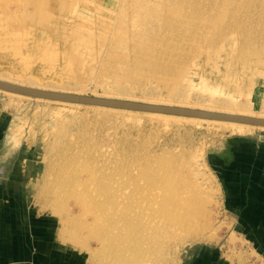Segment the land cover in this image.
Returning <instances> with one entry per match:
<instances>
[{
  "label": "rangeland",
  "instance_id": "374dc122",
  "mask_svg": "<svg viewBox=\"0 0 264 264\" xmlns=\"http://www.w3.org/2000/svg\"><path fill=\"white\" fill-rule=\"evenodd\" d=\"M0 75L264 114V0H0ZM222 128L0 90V178L74 264H108L98 237L114 227L98 225V202H109L108 214L120 191L130 202H165L161 180L177 169L182 207L196 196L194 226L204 229L181 239L167 264H197L198 254L206 264L212 249L230 264H261L227 166L236 144L264 146V129ZM64 220L88 248L61 239Z\"/></svg>",
  "mask_w": 264,
  "mask_h": 264
},
{
  "label": "bare ground",
  "instance_id": "6f19581e",
  "mask_svg": "<svg viewBox=\"0 0 264 264\" xmlns=\"http://www.w3.org/2000/svg\"><path fill=\"white\" fill-rule=\"evenodd\" d=\"M0 80L43 90L88 95L83 89H76L75 92H69V90L67 89H62L54 86H41L31 81L27 82L13 80L4 75H0ZM0 90L16 94L17 96L23 98L45 99L48 101H56L75 105L80 104L93 106L95 108H105L106 110H116L119 113L132 117L145 115L150 119L157 118L165 122L166 124H170L173 122H188L200 125L204 122H212L222 126L223 130L225 129L226 131H230L234 134H249L253 132L255 128L264 129V125L250 124L239 122L236 120L206 118L200 116H185L171 113L88 105L69 101H59L48 98L35 97L17 92H11L2 88H0ZM92 96L132 100L151 104L196 108L212 112H221L264 119V114H260L258 112L250 110L237 111L223 107L201 106L195 104H178L169 101L167 102L151 100L143 97L127 98L122 95L113 93L96 94ZM175 171H177V169L172 173H167L163 177L164 181L161 180L160 183L164 184L166 186L165 190H169L168 194L170 193L169 195H167L168 197L166 198L165 202H147L144 200L141 202H130V196L123 191H120L117 194L118 202H114L115 207L113 208V212L109 214L107 212V205L109 202H98L97 206L99 208V211L95 214L98 225L101 228H103L105 225L108 226V224H111L114 227V229L108 234L107 238L103 236L98 237V241L100 243L99 250L105 252V256H103L102 258L108 264H167L171 258L172 261L174 260V252L176 250L178 242L181 241V239L187 236H191L192 234L198 235L204 229L202 226H194L196 224L194 222V212L195 207L197 206L193 203V200L196 199V196L193 197L192 202L191 200H187L189 207H182L184 202L181 201L184 200V198L177 192L178 177L176 176L172 178ZM59 211L63 212V210ZM54 213L57 212L54 211ZM61 216L63 217V215ZM64 222L65 223L62 231H67L68 234L66 233L67 236L61 239L64 242L70 243L76 247H81L82 249L88 248L87 245L76 242L74 238L75 232L73 231L72 233L69 230L70 228L67 220H64ZM112 232L114 233L110 236ZM102 234L107 233L103 232Z\"/></svg>",
  "mask_w": 264,
  "mask_h": 264
},
{
  "label": "crops",
  "instance_id": "0c3cea01",
  "mask_svg": "<svg viewBox=\"0 0 264 264\" xmlns=\"http://www.w3.org/2000/svg\"><path fill=\"white\" fill-rule=\"evenodd\" d=\"M256 144H236L234 160L227 166V182L230 192L240 198L233 203L238 221L244 224L240 226L244 236L264 264V166L258 163L260 159L262 162L264 146ZM5 179L0 178V264H74V259H69V248L47 236L46 228L38 226L29 206L20 202L19 195L8 192L10 185L6 188ZM211 251L203 252L213 255L206 264H230L221 260L219 249ZM197 257V264H205L199 254Z\"/></svg>",
  "mask_w": 264,
  "mask_h": 264
},
{
  "label": "water",
  "instance_id": "95a60500",
  "mask_svg": "<svg viewBox=\"0 0 264 264\" xmlns=\"http://www.w3.org/2000/svg\"><path fill=\"white\" fill-rule=\"evenodd\" d=\"M0 88L11 92H17L21 94L59 100V101H69V102L88 104V105L107 106L114 108L140 110V111L171 113V114H178L185 116L220 118L226 120H236L239 122H245L256 125H264V119H259L255 117L234 115V114L221 113V112H212V111H206L196 108L151 104V103L132 101V100L104 98V97H97L92 95H80L74 93L49 91V90H43V89L13 84L3 80H0Z\"/></svg>",
  "mask_w": 264,
  "mask_h": 264
}]
</instances>
